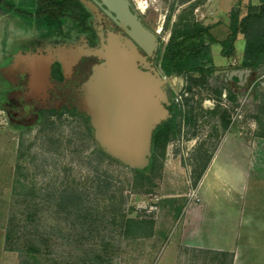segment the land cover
<instances>
[{"label": "rangeland", "instance_id": "374dc122", "mask_svg": "<svg viewBox=\"0 0 264 264\" xmlns=\"http://www.w3.org/2000/svg\"><path fill=\"white\" fill-rule=\"evenodd\" d=\"M192 1L197 3L194 9L197 20L211 25L218 40L229 33L232 10L239 8L243 15L248 3H258V0H191L183 4L181 0H132L143 21L157 35L158 52L168 42L178 13ZM77 35V31L71 30L64 38L46 37L44 29L34 23L11 13L0 14V67L11 61L19 49L35 43L38 45L35 50L54 42L78 43L81 38L73 40ZM244 47L242 34L237 36L232 56H222L220 44L210 45L215 70L207 75L205 85H195L189 93L188 105L182 110L185 113L191 110L192 118L180 120L178 134L164 149H156V170L150 171L148 178L122 163L98 159L93 130L87 129L85 114L45 112L35 121L20 126L11 121L0 105V264H20L19 252L5 249L6 227L12 219L18 232L13 244L19 247V219L28 218L34 221L26 232L48 236L50 257L64 264H87L91 251L106 249L107 264H219L213 253L183 246L180 235L189 202L201 198L202 216L217 212L220 215L224 207L226 190L222 184L211 191L199 188L201 180L193 186L191 172L199 169L196 157L200 149L211 153L222 145L227 152L221 157L224 160L230 154L227 150L240 159L241 147L258 148L263 158L257 159V164L264 165V137L257 135L264 133V113L259 111L258 92L253 90L256 86L264 92V64L250 72L243 87L238 86L236 79L228 80L231 70L241 68ZM155 65L163 76H169L163 73L157 57ZM2 77L0 72V85ZM171 82L167 86L170 105L172 100L181 101L186 86L181 75H172ZM1 100L8 98L0 87ZM221 110L230 115L226 130L219 122ZM258 138L263 139L260 145L254 143ZM98 176L110 181L111 191L107 195L98 193ZM63 190H76L85 205L92 206L96 219L92 238L81 232L79 224H73L76 216L60 205ZM214 197L220 200L218 207ZM180 208L182 213L178 216ZM123 215L153 222L152 235L137 236L133 228L125 232L127 229L120 221Z\"/></svg>", "mask_w": 264, "mask_h": 264}, {"label": "trees", "instance_id": "16d2710c", "mask_svg": "<svg viewBox=\"0 0 264 264\" xmlns=\"http://www.w3.org/2000/svg\"><path fill=\"white\" fill-rule=\"evenodd\" d=\"M191 0H181V3H186ZM200 0H197V2ZM197 6L196 2H190L187 8L181 10L176 20L172 24L171 34L168 42L161 48L157 54V61L165 75H181L186 82L180 102L172 100L169 106L171 116L162 122L154 131L152 139V156L148 168L144 170L133 169L139 174L150 177L149 172L156 170V149L160 147L164 149L168 142L175 137L179 130V121L184 119L189 121L192 118V111L188 110L185 113L182 109L188 105L189 93L195 85H205L207 75L215 70L213 57L210 54V45L213 43L220 44V53L224 57L232 56L235 48V41L239 34L245 38V47L243 51L240 67L249 68L254 73L264 64V0H258L257 4L248 3L246 11L243 15L240 14V9L231 11L229 24V33L227 36L218 40L211 32V25H205L197 20L194 9ZM172 12V11H171ZM171 12L167 15V24L171 18ZM11 13L19 16L26 22L34 23L41 29H44V36H58L64 38L67 32L75 30L77 32L87 31V28L77 27L76 21L84 17L83 5L79 0H0V14ZM67 29V30H66ZM255 93L258 92V107L259 111L264 113V92L259 91L255 86ZM221 94V90L217 92ZM229 97L234 100V96L230 93ZM216 111V110H215ZM47 110H43L41 115ZM55 114L58 115L54 111ZM76 115L78 112L73 111ZM219 122L223 129H228L230 124V115L227 110L218 111ZM86 121L87 129L92 132L88 122V117L83 116ZM264 137V133L257 134ZM92 140H93V136ZM96 148L94 153L101 160H109L118 164L115 160L103 152L100 147L94 142ZM216 149L211 153L200 149L196 157V164L199 169H194L191 172L193 186H196L206 171ZM98 193L107 195L111 190L110 181L106 177H97ZM60 197L64 209H68L70 213L76 216L74 225H80L81 232L87 234V238H92L95 231V217L93 208L90 205H85L82 201V196L75 191L63 190L60 192ZM36 206V205H35ZM29 209V208H28ZM182 213L181 208L178 209L177 215ZM31 214V212H30ZM120 219L121 226L128 229L133 228L134 234L137 236L152 235L151 229L153 222H148L145 219L136 217H124ZM6 227L5 233V249L10 251H18L20 256V264H64L50 257V238L45 235L26 232L30 222L34 220L29 218L26 220L19 219V247L13 244L17 235V230L12 224ZM122 228V227H121ZM143 233V234H142ZM107 246L109 243L105 242ZM203 252L212 253L209 250H200ZM215 261L219 264H232L233 254L228 252H213ZM109 253L107 249L101 251H91L87 258V264H107ZM59 259V258H58Z\"/></svg>", "mask_w": 264, "mask_h": 264}, {"label": "water", "instance_id": "95a60500", "mask_svg": "<svg viewBox=\"0 0 264 264\" xmlns=\"http://www.w3.org/2000/svg\"><path fill=\"white\" fill-rule=\"evenodd\" d=\"M79 1L97 13L89 1ZM110 1L124 5L132 27L127 32L132 39L120 32H104L98 26L97 45L91 46L81 37L78 43L18 51L7 65L0 67V72L13 82L19 73L28 76L26 89L12 91L9 98L15 95L26 102L38 100L45 104L52 87L53 63L59 62L69 76L83 57H97L100 62L93 65L81 85L75 104L77 112L89 118L94 140L103 152L127 167L141 170L150 163L154 131L171 116L167 86L171 85L172 75L163 76L153 65L159 39L129 10V1ZM250 72L249 68L234 69L228 79L246 78Z\"/></svg>", "mask_w": 264, "mask_h": 264}, {"label": "crops", "instance_id": "0c3cea01", "mask_svg": "<svg viewBox=\"0 0 264 264\" xmlns=\"http://www.w3.org/2000/svg\"><path fill=\"white\" fill-rule=\"evenodd\" d=\"M260 141L263 139L254 143L260 145ZM241 149L240 159L231 150H227L229 157L221 159L227 153L222 145L215 151L199 188L211 191L222 184L226 190L224 207L220 215L217 212L202 216L201 198L189 202L183 214L180 241L196 250L232 253V264H264V165L257 164L263 152L246 146ZM210 177L217 181L208 180ZM214 199L218 207L220 200Z\"/></svg>", "mask_w": 264, "mask_h": 264}, {"label": "flooded vegetation", "instance_id": "af4514ba", "mask_svg": "<svg viewBox=\"0 0 264 264\" xmlns=\"http://www.w3.org/2000/svg\"><path fill=\"white\" fill-rule=\"evenodd\" d=\"M97 8V13L95 14L81 1L83 5L84 17L76 21L77 27L87 28L89 30L78 32V35L73 40L78 41L81 37H84L87 43L91 46L99 44L100 38L98 36L97 27L101 26L104 32L112 30L115 32H120L123 35L132 39L127 31H131L132 27L130 25V20L128 14L125 11L123 4H118L111 2L110 0H87ZM129 1V10L136 14L141 23L147 28L148 26L143 21L142 16L136 11L132 0ZM150 30V29H149ZM152 31V30H151ZM62 41V42H70ZM56 44V42L52 43ZM38 45L32 44L27 48L19 49V51L25 52L27 50H35ZM140 51L145 55V52L140 48ZM158 52V50H157ZM157 52L155 58L153 59V65H155V60L157 57ZM147 60H150L148 57ZM10 61V60H9ZM7 61L4 65L8 64ZM100 60L97 57H83L74 67L73 71L69 76H66L63 71V67L59 62H55L52 65L51 77L52 87L48 90L49 96L45 102L42 104L38 100H32L26 102L21 96L13 95L9 98V94L12 91H24L27 86V74L19 73L17 75L16 81H9L5 77H2V85L0 87L6 91V97L8 100H1L0 105L3 106L5 112L10 117L11 121L20 126L29 124L33 122L35 115L40 118L41 112L47 110L49 112H56L58 114L63 112L71 113L73 111L77 112L76 102L78 94L81 91L82 83L88 78L92 71L94 64L99 63ZM157 68V67H156ZM236 69H243L236 68ZM249 76V75H248ZM248 76L245 78L233 77L237 80L238 86H245ZM229 80V79H228Z\"/></svg>", "mask_w": 264, "mask_h": 264}, {"label": "bare ground", "instance_id": "6f19581e", "mask_svg": "<svg viewBox=\"0 0 264 264\" xmlns=\"http://www.w3.org/2000/svg\"><path fill=\"white\" fill-rule=\"evenodd\" d=\"M173 83L171 82V85H172Z\"/></svg>", "mask_w": 264, "mask_h": 264}]
</instances>
